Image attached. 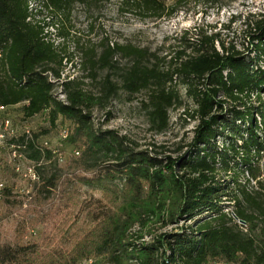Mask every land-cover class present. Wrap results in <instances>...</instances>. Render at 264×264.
<instances>
[{
  "label": "trees",
  "instance_id": "obj_1",
  "mask_svg": "<svg viewBox=\"0 0 264 264\" xmlns=\"http://www.w3.org/2000/svg\"><path fill=\"white\" fill-rule=\"evenodd\" d=\"M96 1L41 0L32 13L27 0H0L2 114L17 108L22 120L45 115L49 130L58 120L69 123L72 131L65 141L78 155L62 173L57 155L37 143L48 130L10 143L34 163L38 179L33 184L41 179L43 192L68 175L67 186L103 194L86 207L90 227L69 250L43 257L35 245L2 246L0 264H82L91 259L106 264H264V12L257 20L253 15L244 19L247 54L224 44L216 50L217 34L201 28L191 36L184 32L179 50L167 62L131 44L86 52L90 78L95 81L98 70L107 72L93 95L78 78L61 81L63 56L45 32L48 24L34 18L43 10L66 17L73 6ZM116 1L125 13L162 19L187 0ZM203 1L217 6L232 0ZM117 56L127 65L120 67ZM178 86L191 99L198 125L188 150L177 158L137 151L126 136L92 124V110L119 91L131 97L143 93L140 105L151 131L164 133L168 112L181 106ZM46 166L54 167L57 176L43 179ZM66 203L73 213L83 208L71 194ZM180 222L187 224L154 234L157 227ZM148 237L149 242H141Z\"/></svg>",
  "mask_w": 264,
  "mask_h": 264
},
{
  "label": "rangeland",
  "instance_id": "obj_2",
  "mask_svg": "<svg viewBox=\"0 0 264 264\" xmlns=\"http://www.w3.org/2000/svg\"><path fill=\"white\" fill-rule=\"evenodd\" d=\"M27 1L32 13L41 6V0ZM262 12L264 0H232L217 6L208 5L203 0H187L174 10L171 17L142 19L125 13L116 0H97L89 6H73L66 17L43 10L34 20L48 24L45 25V32L63 56L61 81L78 78L85 91L97 95L98 82L107 72L98 70L96 80L90 78L91 72L89 65L85 64L87 57L84 53L94 51V54H100L106 46L131 44L167 62L169 56L179 50L178 41L183 33L189 32L191 36L195 29L201 28L208 35L217 34L219 44H215L216 50H220V44H224L247 54L250 44L244 19L253 15L254 20H257ZM59 33L65 35L60 37ZM115 61L120 67L127 65V61L118 56ZM112 80L118 82L114 77ZM177 91L181 106L168 112L169 125L164 133L155 134L151 131L140 105V101L145 98L143 93L131 97L119 91L104 106L92 110V124L102 131L112 130L126 136L137 151H148L159 155V158H177L188 150L198 125V120L192 115L194 105L191 99L181 86L177 87ZM57 96L64 101L63 96ZM251 105H257L255 99L251 100ZM0 118L9 120L19 136L26 130L30 135L48 130L38 137L37 143L57 155V167L65 173L68 160L75 156L74 149L61 137V131L71 133L69 123L58 120L56 128L49 130L45 115L22 120L17 108L1 113ZM11 145L7 141L0 149V184L2 192L8 191V194L0 196V247L35 245L43 257L69 250L90 227L85 216L86 207L94 200L102 199L103 194L87 186H67L64 181L70 179L68 175L60 181L55 179L53 188H46L47 193L43 192L41 179L37 186L33 184L36 181L30 182L29 179V169L34 163L23 153L13 152ZM54 173V167L46 166L41 177L50 178L57 174ZM68 194L74 195L84 210L81 208L73 213L66 203ZM227 210L230 211L231 207ZM186 224L180 222L177 226L157 227L154 234L170 233ZM149 241L148 237L141 242ZM82 264L106 263L103 259H91Z\"/></svg>",
  "mask_w": 264,
  "mask_h": 264
},
{
  "label": "built area",
  "instance_id": "obj_3",
  "mask_svg": "<svg viewBox=\"0 0 264 264\" xmlns=\"http://www.w3.org/2000/svg\"><path fill=\"white\" fill-rule=\"evenodd\" d=\"M0 112H4L3 108H0ZM27 136L29 137L30 134L28 132V130H26L22 135L20 136ZM19 135H17V132L14 130V127L12 126V124H10V121L5 119V118H0V149L3 148L7 141H11L13 139H17L18 137H20ZM61 137L65 140L67 137V132L66 130L61 131ZM13 148V152H17L15 151V147L14 145H11ZM14 153V155H15ZM75 155H78V153H75ZM36 173L34 171V166L29 169V179H31L30 182H34L37 181V177H36ZM2 191V185L0 184V192Z\"/></svg>",
  "mask_w": 264,
  "mask_h": 264
},
{
  "label": "bare ground",
  "instance_id": "obj_4",
  "mask_svg": "<svg viewBox=\"0 0 264 264\" xmlns=\"http://www.w3.org/2000/svg\"><path fill=\"white\" fill-rule=\"evenodd\" d=\"M1 56H2V55H1V51H0V59H1Z\"/></svg>",
  "mask_w": 264,
  "mask_h": 264
}]
</instances>
